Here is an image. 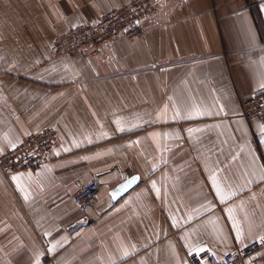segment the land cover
I'll return each instance as SVG.
<instances>
[{
  "label": "crops",
  "instance_id": "1",
  "mask_svg": "<svg viewBox=\"0 0 264 264\" xmlns=\"http://www.w3.org/2000/svg\"><path fill=\"white\" fill-rule=\"evenodd\" d=\"M131 1L0 0V156L59 133L47 164L0 169V264H190L264 235V133L240 104L264 89V2L166 0L141 37L54 57L57 35Z\"/></svg>",
  "mask_w": 264,
  "mask_h": 264
},
{
  "label": "built area",
  "instance_id": "2",
  "mask_svg": "<svg viewBox=\"0 0 264 264\" xmlns=\"http://www.w3.org/2000/svg\"><path fill=\"white\" fill-rule=\"evenodd\" d=\"M165 2L166 0H133L106 12L97 25L82 24L59 34L54 40V57H87L91 51L121 39L135 40L145 33L143 23L146 19L161 15ZM263 2L264 0H248V8L256 10ZM240 104L244 119L248 122L258 121L261 128H264V89L248 98H241ZM254 138L261 150V136L255 135ZM58 139L59 133L52 127L28 133L21 145L0 156V169L12 176L47 164L58 145ZM97 188L96 182H89L80 186L73 195V202L84 215L94 205ZM262 238L264 235L247 247L229 252L223 257L207 254L190 264H244L248 258L264 253Z\"/></svg>",
  "mask_w": 264,
  "mask_h": 264
},
{
  "label": "snow or ice",
  "instance_id": "3",
  "mask_svg": "<svg viewBox=\"0 0 264 264\" xmlns=\"http://www.w3.org/2000/svg\"><path fill=\"white\" fill-rule=\"evenodd\" d=\"M177 116H179V112L176 113ZM262 132H264V128H262ZM13 180L19 181L20 177H13ZM131 183H133V181H129L128 184L130 185ZM212 184L215 186V191H216V195L219 197V199L221 201H225L228 199V197L224 194L223 190L220 188V186L217 184L216 178L215 176L212 177ZM153 188H155V184H153ZM158 191V190H157ZM229 214H231V209H229ZM236 236L237 239H240L241 237V233L239 231V229H237L236 231ZM262 241H264V238H262ZM204 251L203 249H197L196 253L198 254L199 252Z\"/></svg>",
  "mask_w": 264,
  "mask_h": 264
},
{
  "label": "water",
  "instance_id": "4",
  "mask_svg": "<svg viewBox=\"0 0 264 264\" xmlns=\"http://www.w3.org/2000/svg\"><path fill=\"white\" fill-rule=\"evenodd\" d=\"M129 181H133V183H131L129 185L128 184ZM136 184H137V178L136 177H133V178H130L129 180H127V181H124L112 193L113 199L115 201L119 200L120 198H122L125 195V193H127L129 191L130 188H133Z\"/></svg>",
  "mask_w": 264,
  "mask_h": 264
},
{
  "label": "rangeland",
  "instance_id": "5",
  "mask_svg": "<svg viewBox=\"0 0 264 264\" xmlns=\"http://www.w3.org/2000/svg\"><path fill=\"white\" fill-rule=\"evenodd\" d=\"M242 99H243V97H242Z\"/></svg>",
  "mask_w": 264,
  "mask_h": 264
}]
</instances>
